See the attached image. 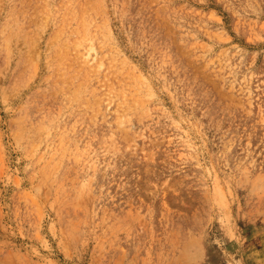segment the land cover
<instances>
[{
  "label": "rangeland",
  "instance_id": "374dc122",
  "mask_svg": "<svg viewBox=\"0 0 264 264\" xmlns=\"http://www.w3.org/2000/svg\"><path fill=\"white\" fill-rule=\"evenodd\" d=\"M0 264H264V0H0Z\"/></svg>",
  "mask_w": 264,
  "mask_h": 264
}]
</instances>
